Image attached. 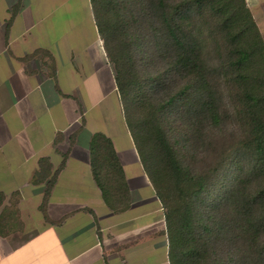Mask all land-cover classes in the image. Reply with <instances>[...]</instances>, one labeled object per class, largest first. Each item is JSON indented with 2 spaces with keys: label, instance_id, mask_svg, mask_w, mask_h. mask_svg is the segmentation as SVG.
Returning a JSON list of instances; mask_svg holds the SVG:
<instances>
[{
  "label": "trees",
  "instance_id": "16d2710c",
  "mask_svg": "<svg viewBox=\"0 0 264 264\" xmlns=\"http://www.w3.org/2000/svg\"><path fill=\"white\" fill-rule=\"evenodd\" d=\"M92 7L171 263L264 264V39L246 0ZM92 165L123 181L102 136Z\"/></svg>",
  "mask_w": 264,
  "mask_h": 264
},
{
  "label": "crops",
  "instance_id": "0c3cea01",
  "mask_svg": "<svg viewBox=\"0 0 264 264\" xmlns=\"http://www.w3.org/2000/svg\"><path fill=\"white\" fill-rule=\"evenodd\" d=\"M92 1L0 0V264H172ZM98 136L122 182L98 178Z\"/></svg>",
  "mask_w": 264,
  "mask_h": 264
}]
</instances>
